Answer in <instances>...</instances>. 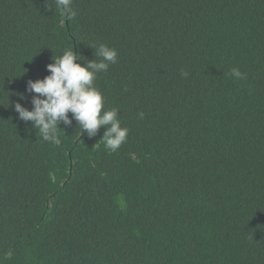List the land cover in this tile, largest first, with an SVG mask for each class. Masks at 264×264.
I'll list each match as a JSON object with an SVG mask.
<instances>
[{"label":"trees","instance_id":"trees-1","mask_svg":"<svg viewBox=\"0 0 264 264\" xmlns=\"http://www.w3.org/2000/svg\"><path fill=\"white\" fill-rule=\"evenodd\" d=\"M71 7L0 0V264H264V0ZM100 44L127 141L110 152L73 120L44 142L14 108L32 109L27 82Z\"/></svg>","mask_w":264,"mask_h":264},{"label":"clouds","instance_id":"clouds-1","mask_svg":"<svg viewBox=\"0 0 264 264\" xmlns=\"http://www.w3.org/2000/svg\"><path fill=\"white\" fill-rule=\"evenodd\" d=\"M54 3L65 17H75L72 0H54ZM91 48L94 49V59L84 60L83 65L77 62L83 58L72 48L65 49L60 56H53L46 69L49 75L27 82L26 91L31 94L32 109L20 103H15L14 108L18 118L31 122L44 142L59 144L60 125L69 127L74 120L82 129L81 135L86 133L89 138L104 128L100 141L107 150L115 153L127 141L129 129L121 126L117 108L105 109L103 94L94 82L99 73L107 72L110 65L117 62L118 53L106 44ZM230 75L236 79L246 78L235 67L230 69ZM182 76L187 78L188 73L182 72ZM20 99L26 98L21 94ZM138 117L143 119L144 114L138 113Z\"/></svg>","mask_w":264,"mask_h":264}]
</instances>
